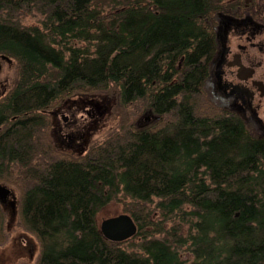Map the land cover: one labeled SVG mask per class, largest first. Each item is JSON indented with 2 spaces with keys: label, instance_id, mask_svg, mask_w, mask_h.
<instances>
[{
  "label": "trees",
  "instance_id": "trees-1",
  "mask_svg": "<svg viewBox=\"0 0 264 264\" xmlns=\"http://www.w3.org/2000/svg\"><path fill=\"white\" fill-rule=\"evenodd\" d=\"M112 1L0 0V57L15 69L0 92V184L17 191L35 264H264V135L204 89L225 1ZM34 12L38 24L20 22ZM105 95L113 122L60 146L53 109ZM148 109L158 118L139 126ZM112 201L137 226L122 242L96 223ZM6 212L0 201V245Z\"/></svg>",
  "mask_w": 264,
  "mask_h": 264
},
{
  "label": "flooded vegetation",
  "instance_id": "flooded-vegetation-1",
  "mask_svg": "<svg viewBox=\"0 0 264 264\" xmlns=\"http://www.w3.org/2000/svg\"><path fill=\"white\" fill-rule=\"evenodd\" d=\"M224 1L209 21L214 44L204 89L215 105L239 117L255 135H264V0ZM56 110L51 113L54 138L62 147L78 148L84 117L76 118L73 108ZM153 115L158 118L148 109L138 125L148 117L155 120Z\"/></svg>",
  "mask_w": 264,
  "mask_h": 264
},
{
  "label": "rangeland",
  "instance_id": "rangeland-1",
  "mask_svg": "<svg viewBox=\"0 0 264 264\" xmlns=\"http://www.w3.org/2000/svg\"><path fill=\"white\" fill-rule=\"evenodd\" d=\"M104 1H106V3H104V8L106 10H109L110 8L113 7L114 4L112 0H104ZM227 1H231V0H227ZM39 19H40V15L34 12L32 15L22 16L20 18V22L23 25H27V26L36 25L38 24ZM14 77H15V69L13 62L5 57H0V92L5 90L7 85L10 83V81L14 79ZM66 103H65L66 105L64 104L63 106L59 107L57 110L56 108L53 110H56V112H58L61 108L68 107L70 109L73 108L72 110L73 112L74 110L77 111L75 112L76 118L78 117L79 114H81L84 117V121L83 123H81L79 129L80 132L83 134V137L87 133H89L91 128L93 129V127H95L97 130H99L100 126L105 125L103 129H106L107 128L106 125L111 124L113 122V119H111L110 121V117H112L111 115L114 114L113 107L115 104V99L107 95L101 97V99L91 98L89 101H83V99L76 97L73 98V101ZM146 111L139 113V115L136 117V121H135L136 124H139L137 123L139 120L144 119V117L146 116ZM101 117L102 118L104 117V120H102ZM153 117L156 118L155 115H153ZM58 119L59 122L62 123V117ZM79 119L81 120L80 117ZM148 119L149 121L146 120L145 124H149L153 122L152 120L153 118L148 117ZM64 122L66 123V121H63V123ZM83 137L81 139L82 141L80 140V143L83 142ZM63 148L67 149L66 146ZM5 187L9 188L8 186ZM9 189L11 191V194L3 202L6 207V210L9 208V213L6 212L7 215L5 222V229L9 234V238L5 244L0 245V264H35L41 254L39 245L33 235H31L27 231H24L21 228L19 224L18 213L16 212L17 209L15 206L17 191L11 188ZM121 213H125L123 212L121 205H119L114 201L109 202L97 213L96 223L100 227V224L103 219ZM184 256H186V253Z\"/></svg>",
  "mask_w": 264,
  "mask_h": 264
},
{
  "label": "water",
  "instance_id": "water-1",
  "mask_svg": "<svg viewBox=\"0 0 264 264\" xmlns=\"http://www.w3.org/2000/svg\"><path fill=\"white\" fill-rule=\"evenodd\" d=\"M260 116L264 119V113ZM11 191L9 188L0 185V201L4 202ZM101 234L109 241L122 242L133 237L137 232V226L133 218L126 213H121L102 220L100 224Z\"/></svg>",
  "mask_w": 264,
  "mask_h": 264
}]
</instances>
